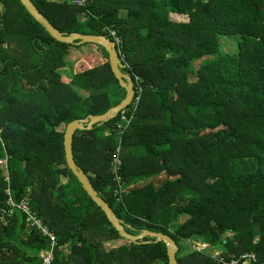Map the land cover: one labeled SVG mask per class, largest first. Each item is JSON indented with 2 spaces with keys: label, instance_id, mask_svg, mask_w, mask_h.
Here are the masks:
<instances>
[{
  "label": "trees",
  "instance_id": "1",
  "mask_svg": "<svg viewBox=\"0 0 264 264\" xmlns=\"http://www.w3.org/2000/svg\"><path fill=\"white\" fill-rule=\"evenodd\" d=\"M32 1L63 33L113 39L115 30L121 41L122 70L140 95L124 109L131 123L120 132V112L77 130L73 153L126 231L169 235L179 264H218L197 241L228 260L249 253L250 264H264V0ZM0 6V264H43L51 249V264H169L164 241L122 237L67 165L66 125L126 96L107 51L90 43L107 60L65 82L70 48L88 43L55 41L20 0ZM24 39L39 62L23 65L10 52ZM7 189L15 203L29 200L54 246L8 204ZM117 239L125 242L106 250Z\"/></svg>",
  "mask_w": 264,
  "mask_h": 264
},
{
  "label": "water",
  "instance_id": "2",
  "mask_svg": "<svg viewBox=\"0 0 264 264\" xmlns=\"http://www.w3.org/2000/svg\"><path fill=\"white\" fill-rule=\"evenodd\" d=\"M24 5L26 10L30 15L38 21L45 30L55 39L67 44H84V43H94L102 46L108 53V59L111 66V70L115 77L119 80L120 85L126 90L125 98L116 106L111 107L108 111L100 115L91 114L84 119H76L71 121L66 125L64 133V148L65 157L68 167L72 170L74 175L77 177L79 182L82 184L84 190L92 198V200L102 209L106 214L108 220L111 224L118 230L119 234L129 239L132 242L140 243L145 236H152L156 238V241H164L167 245V254L169 259V264H179L177 260V252L179 250L178 244L175 240L167 234L161 232H153L150 230H145L144 232L134 235L128 233L125 229V224L122 219H120L108 204L97 192V190L92 185L89 177L84 172V170L78 166L75 161L73 153V139L74 134L77 130L91 129L95 124H102L107 122L117 116L118 113L127 108L133 101L135 96L134 81L130 74L125 73L122 69L125 64L122 62L119 51L117 48V43L105 36L96 34H82V33H70L66 34L58 30L53 24L44 16V14L36 7L32 0H20ZM71 248L70 246L68 247Z\"/></svg>",
  "mask_w": 264,
  "mask_h": 264
},
{
  "label": "built area",
  "instance_id": "3",
  "mask_svg": "<svg viewBox=\"0 0 264 264\" xmlns=\"http://www.w3.org/2000/svg\"><path fill=\"white\" fill-rule=\"evenodd\" d=\"M86 1L87 0H74V3H76L77 5H84ZM109 33L117 44L121 42L115 30H110ZM6 47H7V44L5 42L0 41V48H6ZM136 80L137 82H139L138 76H136ZM138 87H139L138 93H140L142 91V88L140 86ZM134 99L136 103H138L140 99V95L136 96V90H135ZM131 120H132V117L129 118L127 113L124 112V110L121 111V119L118 125V127L120 128V132L123 133L128 128L129 124L131 123ZM119 153H120V147L117 149V156L112 161V168H113V171L116 173L117 180L120 179V176L118 175V170L121 164V158L119 156ZM1 162H4V161L1 160ZM6 193L9 196L8 204H10L11 206H17L24 213H26L27 221L30 223V225L37 227L38 229L42 231L44 235L49 236L52 241V246H54L56 244L55 233L47 225H45L43 220L40 217H38L37 214L33 211V209L30 206L29 200L25 198L20 203H15L13 200V196L11 195L10 189H7ZM202 245H198L196 243L193 246V248L195 250H203L207 248V243H203ZM41 257L43 260V264H51L52 261L54 260L53 249L49 251H44V253L41 254ZM211 258L215 260L216 263L218 264H250V263L256 262V257L253 254H249V253L240 254L237 258H232L230 260L226 259L224 256L220 255L219 253L218 254L213 253L211 255Z\"/></svg>",
  "mask_w": 264,
  "mask_h": 264
},
{
  "label": "rangeland",
  "instance_id": "4",
  "mask_svg": "<svg viewBox=\"0 0 264 264\" xmlns=\"http://www.w3.org/2000/svg\"><path fill=\"white\" fill-rule=\"evenodd\" d=\"M1 9H2V6H0V11H1ZM171 17L174 20H179V21L187 20V18L185 16L178 15V14H172ZM222 38L227 41V42H225V45H224L226 50L227 49H236L235 44L237 41H234L235 39H231V38H228L226 36H223ZM25 42H26V40L24 39V42L21 45H17L16 43L11 44V45L8 44V48H9L10 52H12V53H15L14 51L20 52V54L16 58L18 60H20L23 65H27L30 60H33L35 62H39L40 56L37 53H35L32 56L27 53V51H29V49L27 48V45ZM21 47H22V49H20ZM24 54H26V55H24ZM30 56L32 58H29ZM87 58L91 59V65L88 63ZM106 60L107 59H106L105 55L103 54L102 50L99 48H96L95 45H93V44L88 43V44L81 45L79 47H71L70 51H69V55L67 56L68 65L66 67L60 69L62 79L65 82L70 81L72 74H74L76 72H81V71L86 70V69H89L92 65H96L100 61H106ZM81 93L84 94L83 91H81ZM106 133L108 134V132H106ZM64 181H66V179H63V182ZM181 221H183V219H181ZM124 242H125V240H123V239L110 240V241H105L104 246H105L106 250H109L113 247L121 245ZM196 243L198 245L203 244L202 241H197ZM206 250L213 251V253H215V254H218V253L220 254V252L223 251L220 247L212 248V247L208 246V244H207ZM42 253H44V252H42Z\"/></svg>",
  "mask_w": 264,
  "mask_h": 264
},
{
  "label": "bare ground",
  "instance_id": "5",
  "mask_svg": "<svg viewBox=\"0 0 264 264\" xmlns=\"http://www.w3.org/2000/svg\"><path fill=\"white\" fill-rule=\"evenodd\" d=\"M6 43V42H5Z\"/></svg>",
  "mask_w": 264,
  "mask_h": 264
},
{
  "label": "crops",
  "instance_id": "6",
  "mask_svg": "<svg viewBox=\"0 0 264 264\" xmlns=\"http://www.w3.org/2000/svg\"><path fill=\"white\" fill-rule=\"evenodd\" d=\"M88 59V58H87Z\"/></svg>",
  "mask_w": 264,
  "mask_h": 264
}]
</instances>
